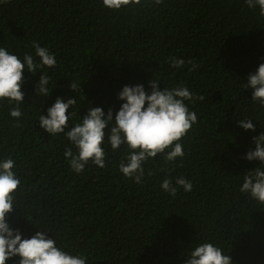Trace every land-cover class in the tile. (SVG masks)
<instances>
[{
    "label": "trees",
    "instance_id": "obj_1",
    "mask_svg": "<svg viewBox=\"0 0 264 264\" xmlns=\"http://www.w3.org/2000/svg\"><path fill=\"white\" fill-rule=\"evenodd\" d=\"M34 42L48 48L56 67L24 72L19 120L10 116L16 104L0 101V162L12 158L21 182L10 228L24 239L46 230L61 250L86 256V264H186L205 242L233 264H264V204L240 191L244 175L261 167L246 159L255 150L253 138L264 133V107L245 86L264 63L258 6L142 0V6L113 11L102 0H0V47L39 63ZM170 57L185 66L172 68ZM44 74L48 97L36 94ZM155 79L161 91L184 85L204 99L185 101L198 119L179 141L183 158H150L140 183L120 172L127 146L111 149V125L102 145L106 166L89 163L80 174L64 155L68 148L77 152L66 135L39 126L57 98L76 99L69 128L82 122L89 106L105 115L111 109L115 118L123 87L142 84L150 94ZM243 119L254 123V132L238 126ZM179 177L192 183L190 192L175 184ZM165 179L178 189L175 197L161 188ZM6 264H19V257Z\"/></svg>",
    "mask_w": 264,
    "mask_h": 264
},
{
    "label": "clouds",
    "instance_id": "obj_2",
    "mask_svg": "<svg viewBox=\"0 0 264 264\" xmlns=\"http://www.w3.org/2000/svg\"><path fill=\"white\" fill-rule=\"evenodd\" d=\"M8 0H4L7 3ZM147 2V0H146ZM156 5L163 0H154ZM105 8L119 11L126 7L142 6V0H102ZM249 8H259V15L264 16V0H246ZM39 63L34 62V57L25 54L23 61L15 54H10L5 48L0 47V101L7 100L9 104H16L10 109V116L19 120L22 115L21 104L24 100L22 84L24 72L37 73L38 68L47 66L56 67V58L48 48L33 43ZM172 68H183L185 61L170 57ZM196 69L193 61H188ZM50 78L44 74L36 86V94L48 97L51 92L48 88ZM160 82L155 79L150 82L151 93H147L142 84L123 87L118 99L123 101L119 111L113 117L109 109L107 115L103 108L89 106L88 114L82 117V122L70 127L69 108L76 104V99L70 98L65 102L57 98L54 105L48 109L47 115L39 117V126L50 135L65 134L66 138L77 149L74 154L72 148L65 150L71 169L80 174L89 163L100 168L105 165V152L102 147L106 139L113 151L119 150L121 145L127 146V155L119 165L120 172L137 183L144 176L143 164L150 158L163 155L165 161L174 162L183 158V146L179 142L197 122L195 112L189 110L185 101L195 102L203 100V96H195L184 85L174 88L159 87ZM251 89L252 100L264 107V63L260 64L255 73L249 75L245 84ZM77 87L75 82L70 85L73 91ZM147 105V106H146ZM72 115H75L74 113ZM16 126H19L18 124ZM239 127L245 131H255V125L250 119L239 121ZM255 150L247 153L248 161H260L261 167L244 175V182L240 188L242 193L264 204V133L254 137ZM126 161V162H125ZM15 161L8 158L0 162V264L19 257V264H86L87 258L83 255H71L56 246V241L48 238L45 232H37L30 239L22 238L19 230H13L7 223V217L14 210L15 193L20 185V180L14 171ZM176 185L185 191L192 190V183L183 177L175 181ZM161 188L173 197L177 188L170 179H165ZM186 264H233L230 255H224L222 250L212 243H202L195 247L189 254Z\"/></svg>",
    "mask_w": 264,
    "mask_h": 264
}]
</instances>
